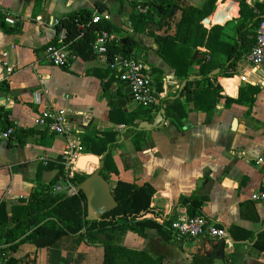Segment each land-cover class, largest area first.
Wrapping results in <instances>:
<instances>
[{
  "label": "crops",
  "instance_id": "1",
  "mask_svg": "<svg viewBox=\"0 0 264 264\" xmlns=\"http://www.w3.org/2000/svg\"><path fill=\"white\" fill-rule=\"evenodd\" d=\"M131 1L43 0L42 6L35 8L34 0H0V54H5L2 60L12 68V73L7 75L6 66L0 63V133L8 127L15 129L9 139L0 137V261L13 258L17 264H103L101 246L78 243L74 237L64 236L48 248L36 249L29 243H22L15 252H11L9 247L21 240L22 232L18 231L14 240H7L5 233L26 217L29 198L35 189L48 186L55 179H58L57 184L62 183L59 179L60 170L64 171L61 155L69 142L98 150L97 145L90 142V137L112 135L117 139L111 156L118 173L110 175L108 182L111 188L117 180L137 185L150 184L154 189L151 205L167 218L187 216L185 208L177 206L180 197L192 194L205 196L204 218L224 228L228 234L224 240V257L219 259L213 258V251L207 245L220 241L208 238L177 241L170 234L168 236L155 229H145L142 237L127 230L120 236L119 244L131 250L144 251L162 260L163 264H191L194 255L209 258L211 264H226L228 255L229 264H264V255L255 252L248 239L249 234H257L264 229V203L254 202L252 205L258 221L243 217V213L249 217L252 214L246 208L244 211L241 209L242 204L251 201V194L264 190V173L253 163L255 158L264 157V65L254 68L247 59L256 29L244 33L248 42L238 48L237 73L233 77L219 76L216 81L208 77L214 87H220L228 98H236L238 91L248 84L258 86L259 93L250 116L245 117L246 108L239 105L222 109L223 101L219 100L216 106L221 109L209 123L205 122V114L190 112L181 130L171 125L166 117L160 128L138 131V151L123 125L124 115L135 112L138 107L130 95L124 93L126 84L109 77L95 59L85 61L78 57L67 68L52 66L45 60V47L61 36L55 28L58 20L82 9L94 10L97 4L103 6V13L110 17L112 40L120 41L131 36ZM206 1L181 0L198 9ZM228 1L216 0L214 12L207 17L209 22L204 23L206 30L215 26V11L223 9ZM233 1L235 4L226 22L217 23L222 27L226 45L222 50L225 51L233 42L239 25L236 21L240 17L239 3ZM246 4L254 9L259 6L257 15L264 16V0H246ZM3 13L17 17V31H14L16 25L11 27L4 23ZM179 18L178 10L173 18L164 21V25L155 18L151 22L159 24L160 29L147 27L151 34L135 35L138 47L132 51L134 55L144 54L155 91V85L162 81L160 92H164L166 98L171 96V99L183 81L156 54L154 36H172ZM197 50L204 53L196 55L197 60L209 59L208 49L198 47ZM220 52L221 49L214 57L218 58ZM222 61L226 63V56ZM198 70L199 65L195 63L190 76L196 77L188 83L201 79L195 75ZM241 78L246 81L242 82ZM194 88L195 85L192 86ZM35 96H38V102ZM118 96L123 97L124 107L116 104ZM50 109L68 112L69 136L56 135L47 128L35 126L40 113ZM157 112H152V117ZM233 120H237L235 131L231 130ZM85 138H88V143L82 144ZM96 157L99 159L101 156ZM91 166V172L84 171ZM96 168L87 163L84 170H77L91 174ZM29 230H24L21 236ZM202 240L206 242L205 248L199 247ZM206 252L208 256L204 254Z\"/></svg>",
  "mask_w": 264,
  "mask_h": 264
},
{
  "label": "trees",
  "instance_id": "2",
  "mask_svg": "<svg viewBox=\"0 0 264 264\" xmlns=\"http://www.w3.org/2000/svg\"><path fill=\"white\" fill-rule=\"evenodd\" d=\"M235 1L239 3L240 8V17L236 20L239 25L236 27L233 42L229 43L226 51L222 50L226 46L223 41L222 27L215 25L210 30H206L201 25V22L214 12L216 0H207L199 9L184 4L181 0H132L129 22L133 34L120 41L112 40L109 44L111 56L129 57L133 49L138 47L134 38L135 35L151 34L147 32L146 24L154 21L155 18L158 23L165 21L170 10L173 7L177 8L180 12V18L176 22L174 34L172 36H154L157 45L156 54L174 69L175 76L182 81L190 77V69L195 63L199 65V70L195 75L201 78L193 83H187L181 93L177 90L173 96L179 94L178 98L172 100L171 96H168L163 99L157 108V111L161 108L165 110L167 119L177 130L183 128L190 112L205 114V122L209 123L216 111L221 109V107L218 109L216 106L219 100L223 101L222 109L239 105L246 108L245 117L250 116L252 112L256 95L259 93L258 86L248 84L247 87L238 91L236 98H228L220 87H214L211 83V79L216 81L219 76L233 77L237 73L236 67L240 57L238 48L241 49L248 42L244 33L257 29L263 17L257 15V11L260 10L259 6H255L254 9L246 4V0ZM42 4L43 0H34L35 8L41 7ZM152 6H159L163 13L160 15L157 10L152 9ZM138 7H146L147 11L141 12ZM96 9L100 13L104 12V7L100 4L96 5ZM92 15L93 10L82 9L59 19L55 26L58 33L62 29L66 30L64 44L69 45V48L85 61L94 59L91 43L96 38L95 33L104 31L111 35L113 32V26L109 21L101 20L95 24L91 20ZM18 28L19 25H16L14 31H17ZM50 44L53 45L56 42ZM198 47L210 51L208 60L195 58L196 55L204 54L197 50ZM220 49L219 57L215 58V53ZM223 56H226V63L222 61ZM216 69L220 70L219 74L209 79L208 75ZM228 69L231 72H228ZM159 83L162 84V81ZM160 84L155 85L156 92L162 90ZM193 85L196 88L192 89ZM152 112L150 108L138 106L135 112L124 115L125 132L131 137L137 151L140 150V146L138 131L135 128L140 122L151 121L153 119ZM90 142L97 145L98 150L93 148L90 150L82 146V154L102 156L106 153L103 159L104 166L100 173L105 180L109 181L111 174L118 173L111 156V147L117 143V139L112 135H106L103 138L90 139ZM84 143H88V138L83 140L82 144ZM92 170L93 167L91 166L84 171L91 172ZM60 173L62 176V169ZM87 177L86 173H75L69 181L75 185ZM57 183L58 179H55L48 186L35 189L30 195L26 217L20 220L14 228L7 229L5 235L7 240H14L18 231H21L22 235L24 230H30L25 235H20L21 240L10 246L9 251L15 252L22 243H29L36 249L48 248L56 244L62 237L69 236L76 238L78 243L84 242L92 246H101L103 248V264H163L162 260L154 258L144 251L131 250L118 243L120 236L127 230H132L141 237L145 235V229H155L168 236L171 235L163 229L160 222L168 225L174 218L165 217L151 205L154 189L150 184L137 185L117 180L111 188V194L117 203L116 208L102 216L100 220L88 222L85 220L86 201L83 194L66 195L55 192L54 188ZM205 202V196L192 194L180 197L177 206L179 209L185 208L188 217L204 218L203 207ZM252 205H254L252 201L242 204L241 209L244 211L246 208L252 214L251 217L244 215V213L242 216L252 221H258V216ZM215 226L222 228L218 225ZM248 239L253 243L252 249L258 254L264 255V229L257 234H249ZM184 240L191 239L178 241ZM229 256L226 258V264H229ZM211 263L212 260L209 258L198 255H194L191 261V264ZM0 264H17V261L10 258L6 262L1 260Z\"/></svg>",
  "mask_w": 264,
  "mask_h": 264
},
{
  "label": "built area",
  "instance_id": "3",
  "mask_svg": "<svg viewBox=\"0 0 264 264\" xmlns=\"http://www.w3.org/2000/svg\"><path fill=\"white\" fill-rule=\"evenodd\" d=\"M141 12H146L147 8L138 7ZM110 17L106 13H100L97 9L93 10L92 22L98 23L101 20L109 21ZM3 21L5 24L14 27L18 23L16 16L9 13H3ZM66 30L62 29L60 39L56 44H50L45 47L44 58L52 66L59 68H67L78 55L64 44ZM96 38L91 43V49L94 59L99 62L101 67L109 74V77L116 78L129 87L130 97L137 105L144 108H150L153 112L161 105L163 99L166 98L164 92H156L150 75V67L144 60V54L129 57L111 56L109 54V44L112 41L110 34L101 31L95 33ZM81 37V35H80ZM4 53L0 54V63L6 66V73L10 75L12 68L7 65L2 58ZM248 63L254 67L264 65V16L260 20L255 34L254 45L248 54ZM245 82V78H241ZM38 102V96H35ZM69 115L63 109L44 110L35 120V126L47 128L50 132L60 135L69 136L71 130L68 125ZM13 127H8L0 133V137L4 140L14 133ZM82 148L73 142H69L61 155V164L63 165V175L59 177L62 183L57 184L54 188L55 192L66 195L77 194L75 185L69 180L75 173H83L77 170L75 164L77 159L82 156ZM46 164V162H44ZM254 166L264 173V157L259 156L253 161ZM87 173V172H86ZM89 175V174H87ZM250 200L256 203H264V190L258 191L250 196ZM163 229L171 234L177 241L180 239L196 240L198 238H208L214 241L226 240L228 234L224 228L216 227L209 223L205 218L178 216L171 220L168 225L162 224Z\"/></svg>",
  "mask_w": 264,
  "mask_h": 264
},
{
  "label": "water",
  "instance_id": "4",
  "mask_svg": "<svg viewBox=\"0 0 264 264\" xmlns=\"http://www.w3.org/2000/svg\"><path fill=\"white\" fill-rule=\"evenodd\" d=\"M235 2L233 0H229L223 9L216 10L213 15V22L215 25H219L217 23H225L227 15L230 13L231 9L233 8ZM152 9H155L158 11V13L161 15L163 13V10L159 6H152ZM177 12V8L173 7L166 20H170L174 17V14ZM165 20V21H166ZM203 22L208 23L209 18L205 19ZM162 25H164V21L162 22ZM147 27H150V29L154 30V27H156L157 30L160 29V25L156 24L155 22H148L146 24ZM219 69L214 70L211 74L208 75L209 78L214 77L216 74H218ZM196 76H190L186 80L182 82L180 85L178 91L181 93L183 89L187 86L188 82H192L195 79ZM124 93L126 95H130L129 87L126 86V89L124 90ZM179 94L173 97L172 99L178 98ZM116 104L118 107H124L125 101L122 96H118L116 100ZM166 120V112L163 108H161L156 115L153 117L151 122L143 121L138 124V126L135 128L137 131H151L153 129H158L161 126L164 125ZM237 127V120H233L231 124V130L235 131ZM122 140V137H121ZM103 154L99 159L96 156L93 155H82L80 156L76 161V168L79 170H84L85 165L87 163L93 164L94 166H97V168L88 175V177L82 181L81 183L75 184V192L76 193H82L85 201H86V217L85 220L88 222H94L98 221L104 216L105 214L111 212L113 209L116 208L117 203L115 199L113 198L111 194V186L107 180L103 178L100 171L103 169L104 166V156ZM206 242L202 240L199 243L200 248H205ZM207 247L213 251V258L219 259L223 258L224 256V250H225V242H213ZM206 256L207 252L204 253Z\"/></svg>",
  "mask_w": 264,
  "mask_h": 264
},
{
  "label": "rangeland",
  "instance_id": "5",
  "mask_svg": "<svg viewBox=\"0 0 264 264\" xmlns=\"http://www.w3.org/2000/svg\"><path fill=\"white\" fill-rule=\"evenodd\" d=\"M202 23L204 24L205 22H202ZM202 27H203V26H202ZM203 28H207V26H205V24H204V27H203ZM132 105H133V104H132ZM90 138H91V139H96V138H93V137H90ZM116 146H117V145L112 146V147H111V150L114 149ZM83 155H84V154H83Z\"/></svg>",
  "mask_w": 264,
  "mask_h": 264
}]
</instances>
